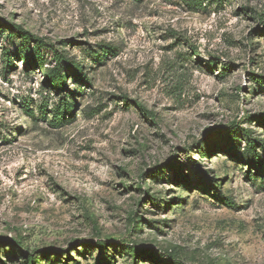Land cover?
<instances>
[{"label":"rangeland","instance_id":"1","mask_svg":"<svg viewBox=\"0 0 264 264\" xmlns=\"http://www.w3.org/2000/svg\"><path fill=\"white\" fill-rule=\"evenodd\" d=\"M0 264H264V0H0Z\"/></svg>","mask_w":264,"mask_h":264},{"label":"trees","instance_id":"2","mask_svg":"<svg viewBox=\"0 0 264 264\" xmlns=\"http://www.w3.org/2000/svg\"><path fill=\"white\" fill-rule=\"evenodd\" d=\"M18 29L21 32L22 38L24 39L33 38V36L29 34L28 32H25L20 28ZM41 43L42 42H39V44L37 45H41ZM107 53L108 52H105L103 53V55H106ZM21 57H22V60L25 61L28 67L39 66L42 69L44 68V62L42 60L41 54L37 50H33L32 52L30 51L29 56L23 55ZM65 60L66 58L63 56V54L56 53V66L52 69H45V80L47 81V83H49L51 89L53 90L66 91V92L70 91V88L66 80L67 76L63 73V62ZM73 75L81 79L83 78L87 80L86 75L83 74L82 68L77 64L74 65ZM72 111H73V105L71 104V102H68L64 106L63 110H59L56 116L59 117L58 119H60V117L65 119L68 115L72 114ZM226 201L231 204V201L229 200H226Z\"/></svg>","mask_w":264,"mask_h":264}]
</instances>
